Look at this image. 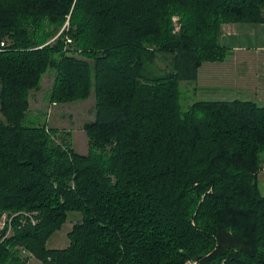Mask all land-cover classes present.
<instances>
[{"label": "trees", "instance_id": "trees-1", "mask_svg": "<svg viewBox=\"0 0 264 264\" xmlns=\"http://www.w3.org/2000/svg\"><path fill=\"white\" fill-rule=\"evenodd\" d=\"M239 23L264 0H0V264H264V106L180 104ZM50 71L49 103L95 96L87 155L30 116Z\"/></svg>", "mask_w": 264, "mask_h": 264}, {"label": "crops", "instance_id": "crops-1", "mask_svg": "<svg viewBox=\"0 0 264 264\" xmlns=\"http://www.w3.org/2000/svg\"><path fill=\"white\" fill-rule=\"evenodd\" d=\"M228 49L222 63L198 72L199 101H253L264 106V23L225 24L220 38Z\"/></svg>", "mask_w": 264, "mask_h": 264}, {"label": "rangeland", "instance_id": "rangeland-1", "mask_svg": "<svg viewBox=\"0 0 264 264\" xmlns=\"http://www.w3.org/2000/svg\"><path fill=\"white\" fill-rule=\"evenodd\" d=\"M167 65V59H159L155 66H149L147 69L150 72H154L155 75H160L161 71L167 70ZM53 81L54 73L53 71H50L43 78L41 90L32 93L30 116L33 119L39 118V122L47 124L52 129H58L59 131L64 130V132L68 134V139L71 140L73 150L78 154L87 155L89 151L88 137L83 130V126L87 122L95 120V96L92 95L86 101H79L65 105H53L49 103L47 97L48 93L51 91ZM181 91V110L186 112L191 105L200 100L197 93V86L194 83L183 82L181 84ZM65 133L63 134L61 132V136L65 135ZM257 183L261 193L264 195V164L263 169L259 173ZM79 219L80 216L70 214L68 221L63 226L62 230L54 234L48 241V248H67L70 244L67 235L71 231L75 220ZM29 264L41 263L36 259H31Z\"/></svg>", "mask_w": 264, "mask_h": 264}, {"label": "built area", "instance_id": "built-area-1", "mask_svg": "<svg viewBox=\"0 0 264 264\" xmlns=\"http://www.w3.org/2000/svg\"><path fill=\"white\" fill-rule=\"evenodd\" d=\"M31 219L32 224H36V220L33 216H28ZM12 219L9 217V214L4 213L0 220V239L7 238L12 235ZM4 231H6V234L4 235ZM25 255H29L28 253L24 252Z\"/></svg>", "mask_w": 264, "mask_h": 264}]
</instances>
